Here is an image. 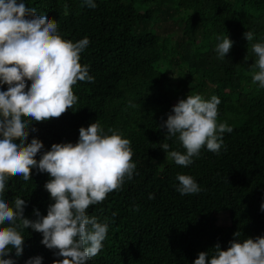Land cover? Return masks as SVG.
Wrapping results in <instances>:
<instances>
[{"label":"trees","instance_id":"obj_1","mask_svg":"<svg viewBox=\"0 0 264 264\" xmlns=\"http://www.w3.org/2000/svg\"><path fill=\"white\" fill-rule=\"evenodd\" d=\"M24 2L54 19L64 39H89L80 62L94 77L73 86V108L32 122L37 131H30L28 142L36 137L44 144L37 160L54 143L78 142L80 128L98 121L105 134L111 129L130 141L136 164L132 179L88 209L109 225L88 264H194L201 251L210 260L217 244L227 249L234 239L264 236V88L252 82L257 57L251 50L264 43V0H94V8L84 0ZM247 31L254 33L251 42ZM221 35L234 42L223 59L215 51ZM174 67L180 72L176 87L169 74ZM188 94L218 96V123L233 131L223 134L219 153L205 147L191 165L170 160L163 168L169 159L161 144L185 150L175 138L166 141L167 129L159 125ZM178 174L192 176L201 191L181 195ZM50 178L34 168L29 181L10 177L5 192L25 199V217L36 219L34 209L47 215L54 203L45 188ZM224 212L229 227L218 223ZM23 235L22 255L10 253L14 264L37 256L42 264L63 259L42 243V233L29 228Z\"/></svg>","mask_w":264,"mask_h":264},{"label":"clouds","instance_id":"obj_2","mask_svg":"<svg viewBox=\"0 0 264 264\" xmlns=\"http://www.w3.org/2000/svg\"><path fill=\"white\" fill-rule=\"evenodd\" d=\"M84 3L96 7L94 0ZM244 36L248 42L254 39L251 31ZM217 40L215 51L223 59L234 42L228 35ZM89 43L87 37L76 42L64 39L54 19L37 14L24 0H0V86H8L0 90V264H14L13 249L16 256L22 255L23 230L29 228L42 233V243L63 257L53 264H88L101 251L109 227L89 216V207L133 178L136 164L130 141L111 129L105 134L98 121L80 128L78 142L54 143L39 160L43 141L33 137L28 142L30 131H37L30 128L33 121L59 118L78 100L73 86L78 81L94 82L88 66L80 62ZM251 50L257 57L252 82L264 88V43L251 44ZM220 103L215 95L205 99L188 94L173 106L159 127H166V141L175 138L185 151H169L165 142L160 148L167 159L187 167L205 147L220 152L223 134L233 131L226 122L218 123ZM34 168L51 177L45 188L54 203L47 215L34 209L36 219H31L24 215L26 200L5 191L10 177L29 181ZM177 180L181 195L201 191L190 175L178 174ZM214 248L210 260L209 253L201 251L194 264H264V236L234 239L227 249L219 244ZM42 259L33 257L26 264H42Z\"/></svg>","mask_w":264,"mask_h":264},{"label":"rangeland","instance_id":"obj_3","mask_svg":"<svg viewBox=\"0 0 264 264\" xmlns=\"http://www.w3.org/2000/svg\"><path fill=\"white\" fill-rule=\"evenodd\" d=\"M179 25H176L174 27V29L176 30L177 28V31L178 33L180 34L182 32V27H178ZM179 41V40H178ZM180 43V41H179ZM169 74H171L173 77H174V84H175V87H176V82L175 80L178 78V76L180 75V72L178 70L177 67H174V68H171L169 70ZM171 162L170 160H167L165 161V163L162 164V167L164 168L165 166L169 165ZM219 225L220 226H223V227H229L231 225V221H230V214L228 212H224L221 214L220 218H219V221H218Z\"/></svg>","mask_w":264,"mask_h":264}]
</instances>
